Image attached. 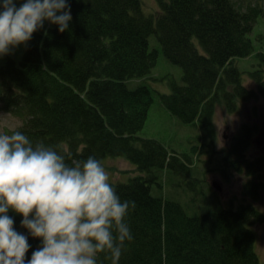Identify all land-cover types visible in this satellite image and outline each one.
<instances>
[{"label": "trees", "instance_id": "1", "mask_svg": "<svg viewBox=\"0 0 264 264\" xmlns=\"http://www.w3.org/2000/svg\"><path fill=\"white\" fill-rule=\"evenodd\" d=\"M154 1L157 9L146 14L141 0H67L68 30L60 33L58 25L44 22L27 42L21 63L6 57L0 111L21 121L15 131L33 145L66 154L69 165L93 156L101 163L116 158L136 166L138 176L111 184L122 202L135 203L125 217L133 239L125 241L118 264H259L251 227L264 222L256 205L264 183L255 178L264 157L247 159L240 148L249 143L252 128L244 125L230 150L236 155L231 165L246 168L253 179L243 190L250 202L190 217L179 203L153 196L151 187L156 171L187 172L191 160L139 138L153 91L145 85L130 90L126 82L155 66L157 51L148 44L155 35L166 60L182 70L180 84L168 79L170 93L159 95L162 105L182 123L199 124L211 134L219 103L233 113L239 102L264 99V54L249 73L256 89L243 85L232 62L253 52L249 35L264 16V0ZM8 215L14 230L28 239V264L42 241L21 226V215L11 209ZM97 264H112L110 253H99Z\"/></svg>", "mask_w": 264, "mask_h": 264}, {"label": "clouds", "instance_id": "2", "mask_svg": "<svg viewBox=\"0 0 264 264\" xmlns=\"http://www.w3.org/2000/svg\"><path fill=\"white\" fill-rule=\"evenodd\" d=\"M0 7V57L27 46L45 21L63 33L72 20L67 0H25L19 7L3 0ZM66 159L20 131L0 133V264H25L30 247L14 230L10 209L42 241L28 264H97L103 252L118 264L125 241L133 239L125 217L135 203L121 201L95 157L71 165Z\"/></svg>", "mask_w": 264, "mask_h": 264}, {"label": "rangeland", "instance_id": "3", "mask_svg": "<svg viewBox=\"0 0 264 264\" xmlns=\"http://www.w3.org/2000/svg\"><path fill=\"white\" fill-rule=\"evenodd\" d=\"M249 1L252 4L260 3V0ZM14 2L19 7L25 1ZM141 3L146 14L157 9L154 0H141ZM45 24L50 25L48 21H45ZM249 37L253 52L248 57L234 59V64L242 73L243 85L256 89L249 73L257 68V55L264 54V16L257 18ZM148 44L149 49L157 51L155 66L147 76L126 82L130 90L145 85L153 91L148 119L138 136L155 140L170 153L187 155L191 160L187 172L177 174L167 169L156 171L158 181L151 187L152 195L179 203L190 217L220 209H236L241 204L249 203V197L243 190L253 179L248 175L246 168L231 165L236 155L230 150L242 138L243 126L248 125L252 128L249 143L240 148L245 149L247 159L264 157V99L258 97L255 100L239 102L237 110L233 113H228L224 105L219 103L213 115L214 131L211 134L205 132L199 124H184L168 112L159 96L170 93L169 78L181 83L182 70L166 60L155 35L148 37ZM25 48L24 45L18 46L10 55L0 57V67L5 64L6 57L17 64L21 63ZM20 126L19 119L0 111V133L15 131ZM261 133L263 137L259 139ZM238 138L240 139L236 141ZM102 164L109 172L111 184L128 183L139 175L136 166L124 159L108 158L102 161ZM255 178L264 183V168ZM214 184L220 187V192L215 191ZM260 196L261 202L256 205L264 213V192H261ZM251 229L257 236L255 251L259 264H264V222L253 225Z\"/></svg>", "mask_w": 264, "mask_h": 264}, {"label": "bare ground", "instance_id": "4", "mask_svg": "<svg viewBox=\"0 0 264 264\" xmlns=\"http://www.w3.org/2000/svg\"><path fill=\"white\" fill-rule=\"evenodd\" d=\"M248 2L251 3L249 0H248ZM232 62L234 63V59L232 60ZM166 169H167L168 171L170 170L168 167H165L164 170H166ZM162 171H163V170H162ZM254 235H255V237H254V249H255V239H256L257 236H256L255 233H254ZM255 252H256V251H255Z\"/></svg>", "mask_w": 264, "mask_h": 264}, {"label": "water", "instance_id": "5", "mask_svg": "<svg viewBox=\"0 0 264 264\" xmlns=\"http://www.w3.org/2000/svg\"><path fill=\"white\" fill-rule=\"evenodd\" d=\"M263 136H262V134H261V136H260V138H262ZM214 186V189L217 191V192H220V187L219 186H216V184H214L213 185Z\"/></svg>", "mask_w": 264, "mask_h": 264}]
</instances>
